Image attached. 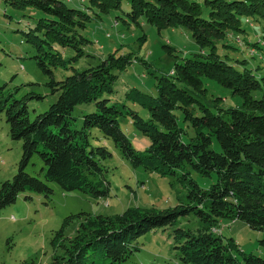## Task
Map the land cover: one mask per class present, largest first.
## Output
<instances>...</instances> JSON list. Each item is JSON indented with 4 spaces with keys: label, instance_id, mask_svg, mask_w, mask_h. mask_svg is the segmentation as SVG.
<instances>
[{
    "label": "trees",
    "instance_id": "16d2710c",
    "mask_svg": "<svg viewBox=\"0 0 264 264\" xmlns=\"http://www.w3.org/2000/svg\"><path fill=\"white\" fill-rule=\"evenodd\" d=\"M2 1L13 9L43 14L24 36L36 49L33 58L49 77L46 85L56 99L47 111L31 119L29 101L43 97L30 93L17 98V88L11 92L6 85L0 86V115L5 116L11 140L22 142L16 174L0 183V211L25 191L48 197L52 190L47 183L96 200L108 197L110 184L103 162L111 153L105 146L90 143L93 129L110 140L133 168L177 177L178 171L189 165L200 175L216 173L218 177L216 184L204 190L189 172H183L179 181L191 186L188 202L173 208L128 207L114 216L80 213L66 217L51 238L49 264H121L138 251L136 242L141 236L173 226L179 218L192 214L203 227L197 231L177 228L174 232L175 248L183 263L264 264L263 258L241 251L234 239L225 241L219 230L220 222L229 219L264 232V94L262 98L254 96L263 90L264 78L252 69L231 65L217 54L219 43L225 49L236 43L243 52L246 45L237 41L238 33H246L242 18H247L246 24L264 25V0H129L128 23L139 25L143 20L159 31L183 27L201 49L193 57L175 61L170 73L157 78L156 97L137 90L125 95L126 101L147 111L146 120L124 103L109 98L116 93L118 73L133 63L132 54L112 53L82 71L73 67L90 43L81 33L93 19L90 11L99 18L120 9L122 0H88V11L69 8L61 0ZM243 41L253 44L264 59L260 41ZM164 48L174 55L173 48ZM64 49L75 54L65 59ZM240 64L247 65V61ZM56 68L71 69L72 74L55 80ZM205 79L240 97L242 105L223 109L217 98L213 103L218 112H214L202 103L208 96ZM82 104H94L95 110L83 115L81 127L76 128L72 111ZM177 110L195 129L190 143L183 141L185 130L179 125ZM126 116L147 139L144 151L136 150L122 131L119 120ZM213 138L220 151L215 149ZM34 155L44 165L46 183L24 171ZM73 222L77 225L68 237L65 229ZM261 245L264 247V239Z\"/></svg>",
    "mask_w": 264,
    "mask_h": 264
},
{
    "label": "rangeland",
    "instance_id": "374dc122",
    "mask_svg": "<svg viewBox=\"0 0 264 264\" xmlns=\"http://www.w3.org/2000/svg\"><path fill=\"white\" fill-rule=\"evenodd\" d=\"M61 1L69 8L82 10H86L88 4V0ZM129 10V0H122L120 9L102 14L99 18H95L90 11L93 19L81 32L90 43L83 49L84 57L74 63L73 67L82 71L99 64L112 53H117V56L132 54L133 63L118 73L114 84L116 93L109 98L112 102L124 103L146 120L147 111L126 101L125 95L131 90H137L156 97L157 78L170 73L175 61H180L183 57H193L199 54L201 49L195 43L191 32L183 27L159 31L156 26L143 20L139 21V25L128 23L126 14ZM41 17H43L41 12L13 9L0 0V86L6 85L11 92L17 88L15 94L17 98L30 93L43 97L41 100L29 101L31 119L47 111L56 99V95H52L46 85L49 77L40 71L33 58L36 49L26 42L24 36V33L34 28L37 19ZM246 19L242 18L246 33H238L237 39L239 43L246 45L242 48L243 52L232 42V48L229 49L221 47L219 43L217 54L231 65L239 69H252L257 72L259 78H264V59L256 48L252 47L253 44L249 46V43L243 41L253 43L260 41V38L264 37V25L258 22L253 24L252 21L246 24ZM231 34L235 36V33ZM260 42L264 47L263 39ZM165 46L175 50L173 56L169 55ZM63 54L65 59H69L75 53L64 49ZM244 60L247 61V65L240 64ZM71 74V69L53 70L54 79L58 81ZM204 82L208 96L202 98V103L212 108L214 112H218L213 103L217 98L220 99L218 104L223 109L242 105V99L233 96L228 89L209 79H205ZM263 91L264 87L263 90L255 92L254 96L262 98ZM94 110V104L76 106L72 111V117L76 119L75 127L80 128L82 116ZM175 113L180 127L185 130L183 141L190 143L196 136L195 129L184 122V115L180 110ZM119 124L133 147L138 151H144L147 139L132 125L130 117L120 118ZM89 136L93 146H105L111 153V157L103 162L110 184L109 196L96 200L79 191L65 192L53 183H47L52 190L48 197L31 191L20 193L14 204L0 211V264H49L53 255L50 244L53 233L60 229L63 220L70 215L87 213L114 216L128 207L168 209L187 203L191 186L179 181L183 172H189L190 177L204 190H209L218 181L216 173H212L210 177L203 176L189 165L179 170L177 177L162 176L142 168H133L114 144L110 140H104L96 129L91 130ZM213 141L215 149L220 151L221 147L215 138ZM21 155L22 142L11 140L9 126L4 114H1L0 183L13 178L18 170ZM24 171L46 183L44 165L37 155L29 160ZM76 225V222L69 225L65 229V235L71 237ZM201 227L203 224L195 215L181 217L173 226L141 236L136 242L138 251L133 252L121 264H185L180 260L179 252L175 248L174 232L177 228L197 231ZM219 230L225 241L234 239L241 251L264 259V247L261 245L264 239L263 231L252 229L246 222L229 219L220 222Z\"/></svg>",
    "mask_w": 264,
    "mask_h": 264
},
{
    "label": "built area",
    "instance_id": "2783aa9c",
    "mask_svg": "<svg viewBox=\"0 0 264 264\" xmlns=\"http://www.w3.org/2000/svg\"><path fill=\"white\" fill-rule=\"evenodd\" d=\"M216 232H218V231H216Z\"/></svg>",
    "mask_w": 264,
    "mask_h": 264
}]
</instances>
